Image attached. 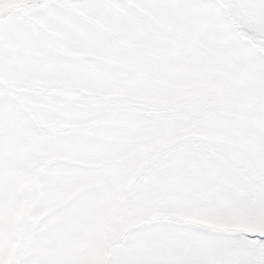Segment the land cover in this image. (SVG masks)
Masks as SVG:
<instances>
[{"label":"snow or ice","instance_id":"snow-or-ice-1","mask_svg":"<svg viewBox=\"0 0 264 264\" xmlns=\"http://www.w3.org/2000/svg\"><path fill=\"white\" fill-rule=\"evenodd\" d=\"M0 264H264V0H0Z\"/></svg>","mask_w":264,"mask_h":264}]
</instances>
